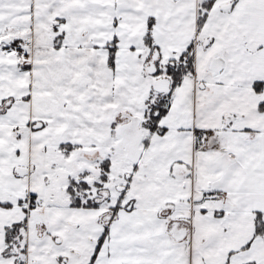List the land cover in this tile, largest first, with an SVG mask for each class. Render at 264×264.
<instances>
[{"label":"snow or ice","instance_id":"obj_1","mask_svg":"<svg viewBox=\"0 0 264 264\" xmlns=\"http://www.w3.org/2000/svg\"><path fill=\"white\" fill-rule=\"evenodd\" d=\"M0 264H264V0H0Z\"/></svg>","mask_w":264,"mask_h":264}]
</instances>
